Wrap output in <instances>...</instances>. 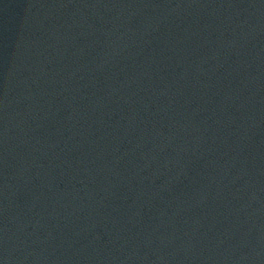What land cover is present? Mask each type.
Listing matches in <instances>:
<instances>
[{"label": "water", "instance_id": "water-1", "mask_svg": "<svg viewBox=\"0 0 264 264\" xmlns=\"http://www.w3.org/2000/svg\"><path fill=\"white\" fill-rule=\"evenodd\" d=\"M0 264H264V0H0Z\"/></svg>", "mask_w": 264, "mask_h": 264}]
</instances>
